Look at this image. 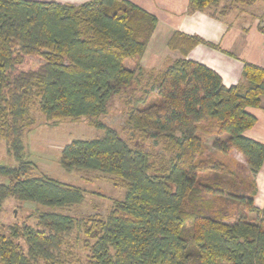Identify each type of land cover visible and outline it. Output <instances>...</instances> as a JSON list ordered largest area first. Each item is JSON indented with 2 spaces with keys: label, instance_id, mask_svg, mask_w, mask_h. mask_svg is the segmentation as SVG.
I'll return each instance as SVG.
<instances>
[{
  "label": "trees",
  "instance_id": "1",
  "mask_svg": "<svg viewBox=\"0 0 264 264\" xmlns=\"http://www.w3.org/2000/svg\"><path fill=\"white\" fill-rule=\"evenodd\" d=\"M256 1L188 0L187 12L222 18ZM156 24L130 0H0V138L17 161L0 163V213L7 200L37 207L35 226L3 227L0 264H264V206L254 204L264 143L244 135L256 121L249 108L264 97V67L243 62L242 82L225 86L186 58L203 40L175 31L168 47L184 57L145 72L140 59ZM257 27L264 32V17ZM141 79L148 88L127 101L125 124L158 140V156L100 119ZM35 112L50 126L84 118L103 131L65 143L58 164L123 184L105 215L71 213L85 190L31 175L23 135Z\"/></svg>",
  "mask_w": 264,
  "mask_h": 264
},
{
  "label": "crops",
  "instance_id": "2",
  "mask_svg": "<svg viewBox=\"0 0 264 264\" xmlns=\"http://www.w3.org/2000/svg\"><path fill=\"white\" fill-rule=\"evenodd\" d=\"M49 1V0H41ZM80 3L85 0H57ZM154 14L157 24L140 59L145 72L165 68L172 60L183 58L177 50L168 47L175 31L199 36L203 42L192 47L186 58L200 62L216 71L225 86L242 82L243 62L264 67V32L258 30L259 19L264 17V0L251 6L234 8L222 18L209 11L187 12L188 0H130ZM134 64V62H133ZM256 117L255 124L244 135L264 143V97L260 106L249 108ZM257 192L254 204L264 206V163L255 176Z\"/></svg>",
  "mask_w": 264,
  "mask_h": 264
},
{
  "label": "rangeland",
  "instance_id": "3",
  "mask_svg": "<svg viewBox=\"0 0 264 264\" xmlns=\"http://www.w3.org/2000/svg\"><path fill=\"white\" fill-rule=\"evenodd\" d=\"M128 68L134 67L133 61H125ZM146 78V77H145ZM143 76V79H145ZM133 85L131 89L123 91L120 95L112 97L109 102V109L106 115L100 119L114 127L126 139L131 146H136L150 152L153 156L163 153L161 143L153 137H139L125 124L127 101L131 96L140 94L148 88L144 80ZM144 89V90H143ZM35 123L31 129L23 135L24 158L34 165L31 175L46 174L62 183L81 187L85 190L84 203L71 209L74 214H101L105 215L111 206V200L121 199L124 193V186L113 176L89 170L66 172L58 164L60 149L72 139H95L102 136L103 131L88 126L86 119L76 120L64 119L50 126L41 113L35 112ZM211 142L206 140V153H212ZM230 158L243 162L242 156L232 151ZM0 163L14 165L17 161L6 152V142L0 138ZM0 180L6 181L0 176ZM37 207L31 203H20L15 200H7L3 204L0 213V233L4 231L5 225L26 221L35 226L36 217L34 211ZM43 209V208H41ZM2 227V228H1Z\"/></svg>",
  "mask_w": 264,
  "mask_h": 264
}]
</instances>
